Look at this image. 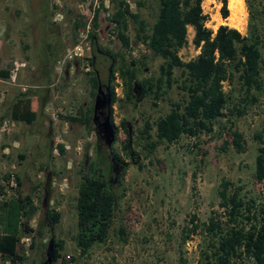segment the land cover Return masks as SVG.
Masks as SVG:
<instances>
[{
	"label": "rangeland",
	"instance_id": "obj_1",
	"mask_svg": "<svg viewBox=\"0 0 264 264\" xmlns=\"http://www.w3.org/2000/svg\"><path fill=\"white\" fill-rule=\"evenodd\" d=\"M118 1L0 0V69L8 71L14 63H22L13 82L8 77L0 78V121H13V126L0 135V191L9 192L6 199L17 193L29 195L35 206L33 214L26 219L35 244L23 256V264H46L51 237L63 241L60 257L54 264H203L199 261V251L205 245V236L198 229L186 231L193 222L206 223L213 213L223 219L217 194L220 181L241 186L240 194L244 197H260L264 190V182L253 176L259 145L257 135L264 148V0H242L243 9L236 16L228 0L225 18L219 12L220 0H201L202 12L207 17L205 26L212 31L219 24H226L245 35L251 22L256 26L261 41L262 89L252 91L255 100L240 102L235 78L223 82L229 103L243 107V112L217 118L208 133L196 137L182 135L170 144L161 142L152 153L134 145L143 120L152 122L184 95L173 84L158 99L151 94L140 95L138 88L134 92V104L124 98L123 80L117 73L120 62L129 65L130 59H138L136 79L140 81L156 77L162 60L136 38V25L130 19L125 31L129 45L122 46L110 20ZM134 1L124 0L148 30L156 17L158 1L145 0L141 6H136ZM92 6L98 8L94 28ZM232 15L233 19L229 18ZM75 22L84 25L75 28ZM88 32L93 33V39L88 37ZM192 34L193 28L189 26L186 42L177 52L182 61L198 53L191 42ZM93 47L94 66L88 63ZM110 55L115 57L110 84L116 96L111 117L117 129L114 141L107 146L103 139H98L92 121L96 87H92L89 76L95 70L101 83H105ZM172 73L178 77L179 69L174 68ZM18 99L32 100L36 115L31 123L11 118L12 105ZM72 116L89 117L90 125L70 121L68 117ZM122 120L128 135L119 124ZM230 127L241 133L242 151H236L230 144ZM127 137L134 162L120 147ZM57 144L62 145V151ZM110 150L128 162L122 182L125 190L105 241L94 243L81 255L73 240L80 173L85 160L97 157L98 153L104 155V158L100 156L104 163ZM11 174L19 181L16 185L14 179L13 188L9 184ZM48 209L60 214L52 227L41 225L43 212ZM191 216L195 221H191ZM38 225H41L40 234L36 232ZM19 248L17 241L18 252ZM0 264L15 262L0 257ZM245 264L252 262L246 260Z\"/></svg>",
	"mask_w": 264,
	"mask_h": 264
},
{
	"label": "trees",
	"instance_id": "obj_2",
	"mask_svg": "<svg viewBox=\"0 0 264 264\" xmlns=\"http://www.w3.org/2000/svg\"><path fill=\"white\" fill-rule=\"evenodd\" d=\"M145 0H135L136 6L143 5ZM157 14L150 28L147 30L145 22L138 13L130 11L124 0L117 2L110 20L116 28V36L123 47H128L129 40L125 35L127 20L135 25V36L153 55L161 58L156 77L136 79L139 60L130 59L129 65L120 62L117 73L123 80L124 98L134 104L135 89L141 90L140 95L151 94L158 99L163 96L173 84L183 92V98L170 104L163 115L152 122L143 120L134 145L146 153L154 152L156 146L165 142L170 144L182 135L196 137L200 133L212 130L213 123L219 117H230L243 112L235 103H229L228 95L223 89V82H232L235 78L239 83L240 102H252L255 96L252 91H261L262 80L259 76L261 62L260 37L255 32L254 25H249L247 34L243 35L234 27L219 24L214 31L205 26L206 15L201 8V0H157ZM219 9L222 18L228 15V0H220ZM102 4V3H100ZM92 27H96L98 8L92 6ZM252 19L251 12L249 20ZM84 25L75 22V28ZM193 28L191 42L198 48V53L192 59L182 61L178 50L186 42L188 27ZM93 39V33L88 32ZM92 42V40H91ZM95 47V46H94ZM88 57V63L94 66V50ZM102 54L101 51H98ZM104 54V53H103ZM103 56V55H102ZM110 57V58H109ZM111 61L105 79L110 104L108 107L109 121L112 123V103L116 96L112 90L113 62L115 57L110 55ZM179 69L178 77L173 76V69ZM95 69V67L93 68ZM2 77L8 76V71L1 72ZM93 88L99 81L94 70L89 76ZM138 99V97L136 98ZM31 99H18L11 109L14 121L31 123L35 119L36 111L30 106ZM226 109V111H225ZM225 111V112H224ZM89 116V115H88ZM70 121H77L86 127L90 125L89 117H68ZM120 126L128 135L124 121ZM153 130V131H152ZM230 144L236 151H242V136L239 131L228 130ZM129 137V136H128ZM122 141L120 147L125 156L134 162L129 138ZM254 159L253 176L257 181L264 182V148L260 143ZM227 144V141H224ZM62 151V145H56ZM136 154V153H135ZM84 161V169L80 173L75 196V234L74 243L79 254H85L94 243L104 242L111 226L117 203L124 192L122 185L128 162L118 153L109 151L105 155L106 161L100 156ZM99 156V157H98ZM112 158V159H111ZM117 172V174H115ZM16 185L18 177L14 175ZM217 191L219 206L223 209V219L214 213L210 214L206 223H198L194 216L193 222L186 233L199 230L205 245L199 251V261L203 264H245L250 260L252 264H264V190L260 197L240 194L241 186L233 185L227 180H221ZM35 206L29 195L16 194L15 197L0 202V257L10 261L23 259L16 249L17 241L22 232H29L26 219L34 212ZM59 212L53 209L44 210L41 225L52 227L59 220ZM25 221H22L21 218ZM41 225L37 227V234L41 233ZM122 229L119 228V233ZM52 259L54 264L60 257L63 246L61 239L50 238ZM49 243V242H48ZM35 244L32 236L30 248Z\"/></svg>",
	"mask_w": 264,
	"mask_h": 264
},
{
	"label": "built area",
	"instance_id": "obj_3",
	"mask_svg": "<svg viewBox=\"0 0 264 264\" xmlns=\"http://www.w3.org/2000/svg\"><path fill=\"white\" fill-rule=\"evenodd\" d=\"M93 9L91 8V11ZM91 16H92V12H91ZM22 63H14L12 67H10L8 69V78L11 82H13L15 80V77L17 75V71L21 68ZM9 126H13V121H9L6 119H3L0 121V135L2 133H4ZM10 186L11 188H13L15 186V178L14 175L11 174L10 175ZM15 181V182H14ZM9 194V192L7 191H0V202L3 201L4 199H6L7 195ZM31 239H32V232L29 231V233L25 234V235H21L18 239L19 242V254L22 256H26L28 254V250L30 248V243H31ZM8 263V261H7ZM15 264H23V262L21 260H16Z\"/></svg>",
	"mask_w": 264,
	"mask_h": 264
},
{
	"label": "water",
	"instance_id": "obj_4",
	"mask_svg": "<svg viewBox=\"0 0 264 264\" xmlns=\"http://www.w3.org/2000/svg\"><path fill=\"white\" fill-rule=\"evenodd\" d=\"M104 98H103V94L100 91V89L98 88L97 93L95 95L94 98V102H93V113L95 112V110L99 109L100 107H102L104 105ZM110 104V99L108 97L107 99V106L109 107ZM103 128H104V132L106 134V139H105V143L107 146H110V144L113 142L114 140V129L113 126L111 125L110 121H109V114L107 113V115L105 116L103 122H102ZM52 259V247H51V240H49V243L47 245V251H46V264H50Z\"/></svg>",
	"mask_w": 264,
	"mask_h": 264
},
{
	"label": "flooded vegetation",
	"instance_id": "obj_5",
	"mask_svg": "<svg viewBox=\"0 0 264 264\" xmlns=\"http://www.w3.org/2000/svg\"><path fill=\"white\" fill-rule=\"evenodd\" d=\"M98 88L102 92L103 98L105 101H104V105L102 107H100L99 109L95 110L94 113H93V109H92V121H93L98 139H103L105 141L106 134L103 131L104 128H103L102 122L108 113L107 99H108L109 95H108V90H107L108 88L106 87V84L101 83L100 80L97 81L96 93H97ZM95 95H94V98H95ZM115 134H116V130H114V139H115ZM115 174H117V172H115Z\"/></svg>",
	"mask_w": 264,
	"mask_h": 264
},
{
	"label": "bare ground",
	"instance_id": "obj_6",
	"mask_svg": "<svg viewBox=\"0 0 264 264\" xmlns=\"http://www.w3.org/2000/svg\"><path fill=\"white\" fill-rule=\"evenodd\" d=\"M229 7L231 8V10L236 16V13L241 12L243 9L242 0H229ZM229 18L233 19V15L229 16Z\"/></svg>",
	"mask_w": 264,
	"mask_h": 264
},
{
	"label": "crops",
	"instance_id": "obj_7",
	"mask_svg": "<svg viewBox=\"0 0 264 264\" xmlns=\"http://www.w3.org/2000/svg\"><path fill=\"white\" fill-rule=\"evenodd\" d=\"M20 70V69H19ZM3 71H6V69H0V75H1V72H3ZM0 78L2 79L3 77L2 76H0ZM4 78H6V77H4ZM33 105V102H32V100H31V102H30V106H32ZM5 263H7V261L5 262Z\"/></svg>",
	"mask_w": 264,
	"mask_h": 264
}]
</instances>
